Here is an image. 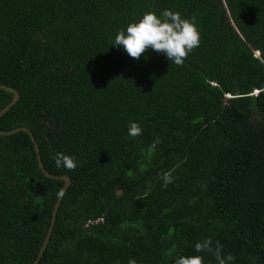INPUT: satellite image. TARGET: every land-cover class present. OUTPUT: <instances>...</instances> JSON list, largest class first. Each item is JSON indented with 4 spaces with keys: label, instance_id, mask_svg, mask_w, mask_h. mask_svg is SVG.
<instances>
[{
    "label": "trees",
    "instance_id": "trees-1",
    "mask_svg": "<svg viewBox=\"0 0 264 264\" xmlns=\"http://www.w3.org/2000/svg\"><path fill=\"white\" fill-rule=\"evenodd\" d=\"M164 10L196 17L183 66L113 44ZM0 85L19 93L0 129L27 127L71 180L38 264H218L195 251L209 238L264 264V0H0ZM11 100L0 90V110ZM63 184L26 133L0 136V264H33Z\"/></svg>",
    "mask_w": 264,
    "mask_h": 264
},
{
    "label": "clouds",
    "instance_id": "clouds-1",
    "mask_svg": "<svg viewBox=\"0 0 264 264\" xmlns=\"http://www.w3.org/2000/svg\"><path fill=\"white\" fill-rule=\"evenodd\" d=\"M113 44L122 46L128 56L135 60H139L148 49H152L156 53L165 54L167 59L175 65L183 66L189 53L200 45V31L195 16L182 18L179 12L171 10H164L159 15L154 11H148L138 22L128 24L126 31L120 30ZM141 133L140 125L137 122H131L128 135L137 137ZM160 142L159 138L153 142L148 149L149 155L154 152L156 145ZM53 159L57 168L64 167L74 171L77 167L75 158L63 152L56 153ZM162 179L165 187L173 183L172 170L164 172ZM222 249L223 246L219 241H216L213 246L210 238L195 244L197 253H211L218 264H230L235 258L231 254L224 256ZM129 264H137V261L130 259ZM175 264H204V257L203 255L181 256L175 260Z\"/></svg>",
    "mask_w": 264,
    "mask_h": 264
},
{
    "label": "water",
    "instance_id": "water-1",
    "mask_svg": "<svg viewBox=\"0 0 264 264\" xmlns=\"http://www.w3.org/2000/svg\"><path fill=\"white\" fill-rule=\"evenodd\" d=\"M0 90H3L5 92H8V93L12 94V100L3 109L0 110V118H1L19 100V93L17 92V90H15V89H13L11 87H8L6 85H0ZM19 132H24V133H26L29 136V138H30V140H31V142L33 144V147H34L35 154H36V160H37L38 168L41 170L43 175L46 178H48V179L59 180V181H63V183H64L63 187H62V189H61V191H60V193L58 195L56 203L54 204L53 211H52V217H51V221H50V224H49V228H48V230L46 232V235H45L44 240L42 242V245H41V247L39 249L37 257H36L35 261L33 262V264H38L40 259H41V257H42V255H43V253H44V251H45V249L47 248V245H48L49 240L51 238L52 231H53V228H54L55 220H56V217H57V213H58L61 201H62V199L64 197L65 192L67 191V189L71 185V180L66 175H61V176L53 175V174H50L49 172H47L44 169L43 164H42V160H41V156H40V152H39V148H38V145L36 143V140H35L32 132L27 127L21 126V127L9 130V131H4V130L0 129V136H10V135H13V134H16V133H19Z\"/></svg>",
    "mask_w": 264,
    "mask_h": 264
},
{
    "label": "built area",
    "instance_id": "built-area-1",
    "mask_svg": "<svg viewBox=\"0 0 264 264\" xmlns=\"http://www.w3.org/2000/svg\"><path fill=\"white\" fill-rule=\"evenodd\" d=\"M103 221V218L102 217H99V218H96V219H92V220H89L86 224H85V227H89V226H92V225H95V224H98L100 222Z\"/></svg>",
    "mask_w": 264,
    "mask_h": 264
}]
</instances>
